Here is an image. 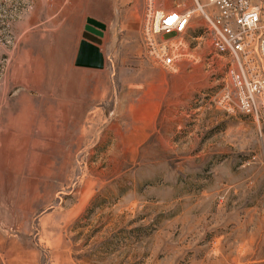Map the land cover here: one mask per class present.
I'll use <instances>...</instances> for the list:
<instances>
[{
	"label": "rangeland",
	"instance_id": "374dc122",
	"mask_svg": "<svg viewBox=\"0 0 264 264\" xmlns=\"http://www.w3.org/2000/svg\"><path fill=\"white\" fill-rule=\"evenodd\" d=\"M65 2L0 0V264H264V100L203 44L74 67Z\"/></svg>",
	"mask_w": 264,
	"mask_h": 264
},
{
	"label": "built area",
	"instance_id": "2783aa9c",
	"mask_svg": "<svg viewBox=\"0 0 264 264\" xmlns=\"http://www.w3.org/2000/svg\"><path fill=\"white\" fill-rule=\"evenodd\" d=\"M190 8L164 9L147 0L141 24L142 54L168 72L182 62H200L199 45L228 62V76L241 110L250 112L255 100H264V0H191ZM201 21L198 35L191 28ZM167 35H173L165 38ZM197 42L190 46L187 39ZM229 100L224 92L222 98ZM230 107V106H227Z\"/></svg>",
	"mask_w": 264,
	"mask_h": 264
},
{
	"label": "crops",
	"instance_id": "0c3cea01",
	"mask_svg": "<svg viewBox=\"0 0 264 264\" xmlns=\"http://www.w3.org/2000/svg\"><path fill=\"white\" fill-rule=\"evenodd\" d=\"M64 6L68 19L70 16L74 18L71 19V23H74V30L77 31L75 43L70 45L69 50L73 55L74 67L87 19H92L105 27L98 46L103 58L102 69H105L107 63H114L115 53L122 65L130 62L131 51L138 55L142 53L140 42L144 13L142 0H66Z\"/></svg>",
	"mask_w": 264,
	"mask_h": 264
},
{
	"label": "water",
	"instance_id": "95a60500",
	"mask_svg": "<svg viewBox=\"0 0 264 264\" xmlns=\"http://www.w3.org/2000/svg\"><path fill=\"white\" fill-rule=\"evenodd\" d=\"M105 27L92 19H87L82 40L79 44L75 59V66L100 70L103 68V58L98 50L100 39Z\"/></svg>",
	"mask_w": 264,
	"mask_h": 264
}]
</instances>
